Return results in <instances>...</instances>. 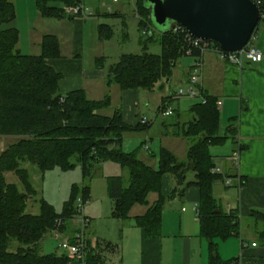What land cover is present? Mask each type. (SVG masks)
Instances as JSON below:
<instances>
[{"label": "trees", "instance_id": "1", "mask_svg": "<svg viewBox=\"0 0 264 264\" xmlns=\"http://www.w3.org/2000/svg\"><path fill=\"white\" fill-rule=\"evenodd\" d=\"M253 1L264 14V0ZM35 3L42 18L60 20L76 18L67 14L65 8L80 5L75 0H35ZM137 9L139 30L142 33L148 29L150 33L139 40L141 54L122 55L109 68L108 88L117 85L122 91H153L173 76L178 61L189 56L188 50L194 59L202 55L189 42L186 31H174V24L159 32L161 54L149 53V44L156 40L157 24L146 0H137ZM16 19L13 0H0V136L19 138L0 154V264H70L65 254H42L41 242L52 231H67L80 214L78 200L82 205L90 201V182L106 162L119 164L124 173L107 178V193L113 202L112 217L137 226L146 238H161L166 204L184 198L195 187L200 193L197 214L200 236L208 241L209 264H233L239 260L224 261L218 253V241L239 237L244 227L251 229L264 247V211L253 209L243 220L239 210L225 212L213 195L214 184L223 177L212 172L217 166L209 147L223 144L227 139L234 141L237 135V129L229 125L226 136H219L217 97L204 93L206 101L190 108L189 120L176 135L190 142L187 160L180 162L163 148L157 167L152 166L140 158L141 147L130 153L123 149L124 134L145 130L148 124L141 122L137 127L127 124L119 109L112 115L104 114L112 104L109 93L102 100H90L83 89L62 95L63 75L49 64L50 60L62 56L59 39L45 34L38 55L23 54L19 48L20 31L14 25ZM98 33L101 40H106L111 29L101 24ZM98 62L104 67L103 58ZM150 157L157 158L154 154ZM26 164L38 170L41 180L48 171L79 167L84 185H73L61 213L44 197L37 200L39 214L27 213L29 199L38 197L40 191L31 180L30 170L24 167ZM7 173H13L19 184L9 183ZM189 174H194V180L186 182ZM166 175L176 181L168 195L163 194ZM137 206L147 209L142 215L132 216ZM109 247L111 244L107 243L106 248ZM92 250L84 263L105 264L101 251Z\"/></svg>", "mask_w": 264, "mask_h": 264}, {"label": "crops", "instance_id": "2", "mask_svg": "<svg viewBox=\"0 0 264 264\" xmlns=\"http://www.w3.org/2000/svg\"><path fill=\"white\" fill-rule=\"evenodd\" d=\"M19 1L21 0H13L17 12ZM75 1H79L80 5L86 10L87 0ZM119 1L115 3H119ZM21 5L23 11L26 10L28 14L30 39L34 37V33L36 32V22H41L46 26L48 24L46 22L48 21L45 20H56V22L64 25V22L68 20V24L72 26L71 40H69V38H67V40L64 38L66 42H71L69 57L65 58L62 53L61 58L49 61V64L58 73L63 75V80L60 83V93L62 95H67L74 90L83 89L90 100H102L106 94L109 93L112 101L110 107L111 111L106 110L104 114L112 115L115 110H118L119 108H117V105L118 103L120 104V102H116V105L113 104L114 100L111 94L112 88H116L117 86L112 85L108 88L105 67H102L98 62L100 58L104 57H100L99 55L101 54L99 53H94L92 64L86 65L83 61L85 56L84 48L87 40L86 28L92 24L89 21L91 18L101 17L100 11L96 14L91 12L90 19H85L83 15L73 20L69 18L61 20L45 19L39 15L35 0H22ZM103 6H105L104 3ZM67 9L68 8H65V11L68 14ZM108 9L111 10L110 7H108ZM115 14L119 17L122 12H117ZM14 25L20 29L19 24L16 25V23H14ZM100 25L99 22L94 25L97 32ZM45 34L56 36L63 50L61 36L50 32ZM42 35L43 34H41V36ZM96 35H99V33ZM42 37L38 40V37L35 36V41L31 39L27 48L32 50L36 49V45L40 47ZM252 42L263 54V59L259 63L246 62L242 67H238L226 62L214 51H208L203 55L204 93L218 98L220 120L227 121V127L233 125L237 129L235 140H230L231 145L229 146L228 154L220 157L218 161L214 158L217 168L221 169L220 174H222L223 178L214 184L213 193L214 188L218 186L219 183L223 184L224 188L227 190V195L225 196V204L223 205L221 202L222 209L227 213L239 210L243 220L248 217L253 209L264 211V22L258 25ZM20 44L21 38L19 48L22 51ZM186 57L193 58L191 56ZM193 60L195 59L193 58ZM191 67H183L182 84L186 83L188 72ZM176 69L177 66L174 71ZM133 92L136 91H122L121 96L123 99L130 96L129 101H131V94H133ZM129 101L128 108L124 112L121 111L125 122L133 127H137L141 123L140 118H138L136 114L138 102L137 99H135L136 103L132 105ZM159 109L160 107L158 108V115H161ZM179 112L175 110L177 115L176 125L178 128L183 124ZM188 120H186V122ZM162 125L166 129L169 126L165 121ZM146 127H150L149 122ZM173 134L177 135L174 131ZM177 139L182 138L181 136H177ZM16 140L17 138L12 136H0V154L4 152L9 145L15 143ZM140 147L141 149L144 147L150 155H158V152H151L152 148L147 140L137 148ZM137 148L132 151H127L123 147L124 151L127 153L133 152ZM150 155L142 156L141 159L157 167L158 158H151ZM8 174L11 173L6 174L7 178ZM122 174L124 173L119 164L113 162L101 164L100 169L90 182V201L83 205L80 214L72 220L67 231L64 233L58 232V237H56V233L53 231L49 234H54L57 239L62 238V241H70L76 234L83 232L93 249L92 251L94 252L96 250L95 253L101 251L100 255L104 257L105 264H165L164 244L166 242V236L169 235L163 231L165 208L162 218V236L158 239H148L137 226L115 218L114 220L121 222L117 233H115L116 227L114 230L112 228L109 234L102 233L98 227H95L97 222L101 221L103 215H107V212H104L106 206L109 209L107 210L108 213L111 212L110 215L113 210V202L109 199L107 193V178L111 176H121ZM226 179L230 180L229 185L226 184ZM9 183H14V181ZM97 183H99L98 187H96ZM232 189H234L235 192H233ZM41 197H44V195L41 194ZM155 198L154 196L151 197L152 200ZM177 199L178 198L173 199L168 203L174 205ZM196 199L197 198H194L193 200ZM198 202L199 201H197L195 205L198 206ZM50 204L54 206V204ZM146 209L147 207L137 206L133 209L131 215H142ZM34 210H36V208ZM182 212L186 213L187 211L185 208H182ZM196 216L197 218H195V220L188 216L182 217V215L180 218L181 234L177 236V238H180L184 245L183 264H209L208 241L200 236L197 209ZM111 222L113 225L114 221ZM92 225H94L95 228L93 229L92 227L91 233L88 234L87 231ZM253 234L254 232L251 229L244 227L241 229V235L239 237L235 236L227 241H218V253L220 257L224 261L239 259L233 264H264V247L260 245L256 235ZM120 235L121 237H119ZM176 240L177 239L174 238L173 243H175ZM132 241L134 248L139 247V252H141V257H137L134 261L128 260V250L131 247ZM107 243H110L111 247L106 248ZM253 244H256V246H253ZM70 264L86 263L70 260Z\"/></svg>", "mask_w": 264, "mask_h": 264}, {"label": "rangeland", "instance_id": "3", "mask_svg": "<svg viewBox=\"0 0 264 264\" xmlns=\"http://www.w3.org/2000/svg\"><path fill=\"white\" fill-rule=\"evenodd\" d=\"M21 2L22 0L18 3V18L16 19L17 22H14L16 23V25H20L19 30H21V52L27 55L39 54V45H36V49L32 50L30 48H27V45L30 43L31 39L35 41V36H37L38 40H40V38L45 33L50 32L61 36L60 38L63 42V50L62 48L61 50L65 58H68L71 52V42L68 43V41L66 42V40L67 38H69V40H71L72 38V26L68 24V20L64 22V25L59 22H56V20H45L48 21L46 22L48 23L46 26L41 22H36V32L34 33V37L30 39V25L28 20V14L26 13V10L23 11ZM103 3L105 4V6H103ZM86 4V10L83 15L85 19H90V14L92 13L96 14L98 11H100L101 13V17L91 18L89 21L92 24L86 28L87 40L84 48L85 56L83 58V61L86 65L92 64V57L94 53H99L101 54L99 55L100 57H104L103 65L107 74L109 68H111L115 63H117L122 55L142 53V47L139 43V40L143 34L139 30L137 0H120L119 3H115L113 2V0H87ZM108 7H110L111 10H109ZM117 12H122V14L119 17L103 16L106 14H115ZM97 22H99V25L106 24L110 27L111 35L108 39L101 40L99 35H96L98 32L97 29H95L94 25L97 24ZM170 26L171 23H168L165 27H160L157 25L158 31L155 32L156 40L149 44V53L157 55L161 54L162 45L159 42V32L168 29ZM41 34L43 35L41 36ZM194 62L195 60H193V58H189L186 56L182 57L177 63V69L174 71L173 76H171L168 80H163V82L158 84L153 91L140 89L136 92H133V94H131V101H129L130 96L123 99V97L121 96L122 90L119 88V86L115 85L117 87L112 88L111 94L114 100L113 104L116 105V102H120V104L118 103L117 108L124 112L128 108V101L133 105L136 103L135 99H137V117L140 118V120L146 118L150 125V127L145 130L126 132L124 134L123 141V147L125 148V150L132 151L133 149L141 146L143 142L147 140L150 143V147L152 148L151 152H158V155L156 156L157 158L159 157L160 151L164 147V149L174 154L180 162H185L187 160V153L190 147L189 140L185 139L184 137H181L182 139H177V136L173 134V131L176 134L181 130L176 125V113L171 117L164 118L162 115H158V108L160 107V113V110L165 104L166 95H168L169 92L175 93L180 87L184 86L181 82V79H183V67L189 68L193 66ZM190 70L188 72V76ZM187 82L188 77L186 83ZM197 102V99L189 98H182L174 102L172 107L174 108V110H177L178 112L180 111L179 113L181 114V122L183 123L181 125H184L186 120L189 119V110ZM107 111H111V109L109 108ZM164 121L167 122L170 126H168L167 129L162 125ZM226 131L227 121L220 120L219 136L225 137ZM16 138L17 140H19L18 137ZM230 145L231 141L230 139H227L223 144L211 145L209 147V152L215 158V160L218 161L220 157L226 156V154H228ZM147 155L150 154L144 149V147H142V149L140 150V158H142V156L144 157ZM24 167L30 170L31 180L35 188L40 191V195L38 197L30 198L28 201V208L26 212L30 214H39L40 211L37 200L41 198V194L44 195V197L50 203L54 204L55 209L58 213H61L64 208V204L70 198L71 189L73 185H83L82 171L79 167L70 171H62L60 169L48 171L45 174L44 180H41L38 170L31 164H26L24 165ZM7 180L8 182L14 181V183L19 184L18 178L13 173L8 174ZM193 180L194 174H189L186 182ZM163 183L164 195H168L170 193L171 188L176 185V181L171 175H166L164 177ZM98 185L99 183H97L96 187H98ZM226 191L227 190L224 188L223 184L220 183L214 188L213 195L215 196L220 205L221 202L223 205L225 204V196L227 195ZM232 191L235 192L234 189H232ZM194 198L197 199L193 200ZM199 198V190L195 187H192L188 190L186 196L182 199L178 198L174 205H171L169 203L166 204L164 211L163 231L169 235L166 236V242L164 244L165 264H183L184 245L182 244L183 241L180 238H177V236L181 234L180 218L181 215L182 217L188 216L189 218L194 220L195 218H197L195 203L199 201ZM35 208L36 210H34ZM182 208H185L187 212L183 213ZM107 210L109 209L106 206L104 208V212H107V215L104 214L101 221H98L95 227H98L102 231V233L105 234H109L112 228L114 230L116 227L115 233H117L121 222L118 220H114V218L110 215L111 212L108 213ZM111 221H114L113 225ZM92 227L93 229L95 228L94 225H92L90 229H88V231L86 230L88 234L91 233ZM119 237H121V235ZM174 238L177 239L175 243H173ZM62 240V238L57 239L54 234L46 235L41 242V253H57L59 255L63 254L64 251L61 248V244L65 242V240ZM137 257H141V252H139V247L134 248L132 241L131 247L128 250V260L134 261Z\"/></svg>", "mask_w": 264, "mask_h": 264}, {"label": "water", "instance_id": "4", "mask_svg": "<svg viewBox=\"0 0 264 264\" xmlns=\"http://www.w3.org/2000/svg\"><path fill=\"white\" fill-rule=\"evenodd\" d=\"M160 27H183L192 37L216 42L227 53L249 43L262 19L253 0H146Z\"/></svg>", "mask_w": 264, "mask_h": 264}, {"label": "built area", "instance_id": "5", "mask_svg": "<svg viewBox=\"0 0 264 264\" xmlns=\"http://www.w3.org/2000/svg\"><path fill=\"white\" fill-rule=\"evenodd\" d=\"M114 2H118L119 0H113ZM68 14L71 16L79 17L81 15H84L85 10L81 5L69 7L67 9ZM262 18H264V14L262 13ZM174 31L177 32L179 30L186 31L183 27L174 24ZM187 32V31H186ZM150 31L148 29H144L142 31L143 35H148ZM188 33V32H187ZM187 38L189 42L192 43V46L195 48L200 49L201 51V57L198 59H195V62L193 66L191 67L189 76H188V82L183 84L184 86L180 87L177 92L172 93L169 92L168 95H166L165 104L160 110V114L164 118L171 117L175 114V110L172 107L175 101L182 99V98H189V99H197L198 102H205V95L203 90V55L204 53L208 51H214L218 53L226 62L242 67L246 62L251 63H259L263 59L262 52L253 44L254 34L249 41V43L239 52H233V53H227L224 52L219 46H216L214 41L209 40H200L192 37L189 33L187 34ZM188 55H192V51L188 50ZM142 124H148V121L146 118H143L141 120ZM215 174H220L221 169L214 168L212 170ZM226 184H230V180L226 179ZM82 203L81 200H78V211L80 212L82 210ZM196 209H198V206L196 205ZM56 234V237H58V232L54 231ZM74 241H65L61 244V248L63 249L64 253L70 260H77L84 262L87 255L92 250V247L90 246L89 242L87 241L85 234L83 232H80L75 235L73 238ZM253 246H256V244H253Z\"/></svg>", "mask_w": 264, "mask_h": 264}]
</instances>
